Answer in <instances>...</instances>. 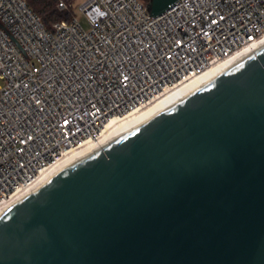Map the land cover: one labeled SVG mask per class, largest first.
I'll use <instances>...</instances> for the list:
<instances>
[{
    "label": "water",
    "instance_id": "water-1",
    "mask_svg": "<svg viewBox=\"0 0 264 264\" xmlns=\"http://www.w3.org/2000/svg\"><path fill=\"white\" fill-rule=\"evenodd\" d=\"M0 264H264V43L1 214Z\"/></svg>",
    "mask_w": 264,
    "mask_h": 264
},
{
    "label": "built area",
    "instance_id": "built-area-1",
    "mask_svg": "<svg viewBox=\"0 0 264 264\" xmlns=\"http://www.w3.org/2000/svg\"><path fill=\"white\" fill-rule=\"evenodd\" d=\"M48 29L28 0H0V208L110 121L264 38V0H86ZM3 214V213H2Z\"/></svg>",
    "mask_w": 264,
    "mask_h": 264
},
{
    "label": "bare ground",
    "instance_id": "bare-ground-1",
    "mask_svg": "<svg viewBox=\"0 0 264 264\" xmlns=\"http://www.w3.org/2000/svg\"><path fill=\"white\" fill-rule=\"evenodd\" d=\"M263 43L264 38L239 51L231 58L213 65L212 67L208 68L207 70L202 72L197 77L191 79L190 81L182 83L173 90L169 91L167 94H164L162 97L152 102L146 108L142 110H137L126 117L110 121V123L106 126L99 142H87L81 148L67 152L58 162H56L50 168L44 170L38 177V179L35 181L34 185H32L21 193H16L12 201L7 206L0 208V215L5 211L9 210L10 208L16 206L18 203L25 200L29 196L38 192L44 186L49 184L51 181H53L69 169L80 164L81 162L85 161L94 154L102 151L104 148L112 144L121 136L130 132L137 125H139L150 113L161 107L163 104H165L175 95H177L187 86L193 84L194 82L200 80L201 78L207 76L208 74L214 72L215 70L221 68L222 66L228 64L229 62L235 60L236 58L242 56L243 54L249 52L250 50L256 48L257 46Z\"/></svg>",
    "mask_w": 264,
    "mask_h": 264
},
{
    "label": "trees",
    "instance_id": "trees-1",
    "mask_svg": "<svg viewBox=\"0 0 264 264\" xmlns=\"http://www.w3.org/2000/svg\"><path fill=\"white\" fill-rule=\"evenodd\" d=\"M29 6L37 13L48 29L52 28L55 22L70 17V12L60 13L57 9L58 0H28ZM150 9L151 0H147Z\"/></svg>",
    "mask_w": 264,
    "mask_h": 264
},
{
    "label": "rangeland",
    "instance_id": "rangeland-1",
    "mask_svg": "<svg viewBox=\"0 0 264 264\" xmlns=\"http://www.w3.org/2000/svg\"><path fill=\"white\" fill-rule=\"evenodd\" d=\"M86 0H73V1H69V3H73V7L70 9L71 10V17H76L78 19V21L82 24V26L88 30L89 26L88 23L85 19V17L83 16L82 12L80 11V6L85 2ZM142 2H144L145 4L147 3V0H141Z\"/></svg>",
    "mask_w": 264,
    "mask_h": 264
}]
</instances>
